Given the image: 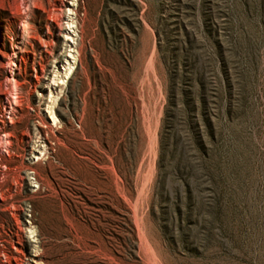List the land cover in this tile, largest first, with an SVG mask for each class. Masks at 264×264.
Masks as SVG:
<instances>
[{"label":"rangeland","instance_id":"1","mask_svg":"<svg viewBox=\"0 0 264 264\" xmlns=\"http://www.w3.org/2000/svg\"><path fill=\"white\" fill-rule=\"evenodd\" d=\"M0 264H264V0H0Z\"/></svg>","mask_w":264,"mask_h":264},{"label":"bare ground","instance_id":"2","mask_svg":"<svg viewBox=\"0 0 264 264\" xmlns=\"http://www.w3.org/2000/svg\"><path fill=\"white\" fill-rule=\"evenodd\" d=\"M70 27V26H69ZM70 31H68V32H70L69 34H71V29H69ZM67 32V33H68ZM71 39H73V38H71ZM73 42V41H72ZM70 58H72V53H69V55H67L66 56V62H70L69 63V68L67 69V70H69V71H67V74H69V73H72L73 71H74V69H76L77 68V66H76V61L75 62H71V60H70Z\"/></svg>","mask_w":264,"mask_h":264}]
</instances>
